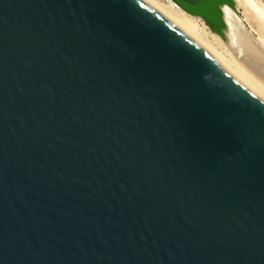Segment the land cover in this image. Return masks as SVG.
I'll return each mask as SVG.
<instances>
[{
  "label": "water",
  "instance_id": "obj_1",
  "mask_svg": "<svg viewBox=\"0 0 264 264\" xmlns=\"http://www.w3.org/2000/svg\"><path fill=\"white\" fill-rule=\"evenodd\" d=\"M0 264H264V101L143 0H0Z\"/></svg>",
  "mask_w": 264,
  "mask_h": 264
},
{
  "label": "bare ground",
  "instance_id": "obj_2",
  "mask_svg": "<svg viewBox=\"0 0 264 264\" xmlns=\"http://www.w3.org/2000/svg\"><path fill=\"white\" fill-rule=\"evenodd\" d=\"M143 1L209 50L231 75L264 101V7L257 0H235L236 6L243 8V17H239L231 8L224 6L223 16L226 21L224 37L212 32L216 39L221 38L232 56L221 42L219 43L223 46V51L212 46L213 44L202 36L201 28L193 17L184 13L172 0ZM242 20L247 23L246 27ZM250 31L253 34H250Z\"/></svg>",
  "mask_w": 264,
  "mask_h": 264
},
{
  "label": "rangeland",
  "instance_id": "obj_3",
  "mask_svg": "<svg viewBox=\"0 0 264 264\" xmlns=\"http://www.w3.org/2000/svg\"><path fill=\"white\" fill-rule=\"evenodd\" d=\"M257 1H258V3H260V4L264 7V0H257ZM238 9H239V13H238V14H239L241 17H243V8H242L241 6H238ZM181 10H182V9H181ZM182 11H183V10H182ZM183 12L186 13L185 11H183ZM186 14H188V13H186ZM188 15H190V14H188ZM190 16L193 17L194 21H196V23L198 24V27L201 28V31H200V32H202V36H204V37L206 38V40H208V42L210 41L211 44H213L212 46H214V47H215L216 49H218L219 51H223L222 49H223V46H224V47L226 48V50H228L230 56H232V54H231V52H230V49L224 45V43L222 42L221 38L218 37V39H216V38L214 37V36H216V35H214V34L208 29V27L204 24L203 20H202L200 17H198V16H194V15H190ZM244 24H245V26L247 25L246 22H245ZM249 33H250V34H253L252 31H250ZM212 35H213V36H212ZM254 35H255V34H254ZM219 40H220V41H219ZM210 42H209V43H210ZM219 42H221V43L223 44V46H221V45H220L221 43H219ZM222 53H223V52H222ZM223 54H225V52H224Z\"/></svg>",
  "mask_w": 264,
  "mask_h": 264
}]
</instances>
